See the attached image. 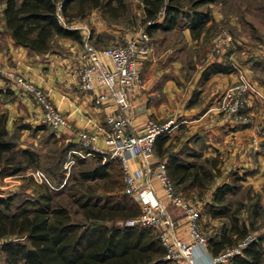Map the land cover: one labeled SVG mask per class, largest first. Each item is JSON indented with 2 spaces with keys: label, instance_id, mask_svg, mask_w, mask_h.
Returning a JSON list of instances; mask_svg holds the SVG:
<instances>
[{
  "label": "trees",
  "instance_id": "1",
  "mask_svg": "<svg viewBox=\"0 0 264 264\" xmlns=\"http://www.w3.org/2000/svg\"><path fill=\"white\" fill-rule=\"evenodd\" d=\"M184 1L142 0L145 30L150 35L156 30L167 31L179 26L184 17L183 27L189 28L192 37L202 36L194 50L204 53L212 45V34L209 37L207 32L215 28L217 21L210 6H200L217 0H186L187 7ZM124 7L123 0H0V34L5 31L15 43L42 53L51 47L54 35L81 40L80 29L70 26L75 17H84L92 8L117 16L122 12L119 8ZM253 7L258 14L264 13V2ZM234 47L229 45L222 60L207 63L201 78L233 71L235 65L228 56ZM5 122L6 116L0 112V175L41 167L61 184L66 176L63 161L69 149L90 150L74 140L44 152L19 146L15 136L18 129L44 130L47 124L31 126L16 121L9 132ZM54 134L50 130L43 141L48 142ZM169 137V132L157 134L153 152L164 161L176 191L186 198L191 193L203 198L221 173L220 156L203 155L202 147L196 148L188 141L171 148ZM69 155L74 157L70 167H79L70 175L71 182L65 189L43 182L33 196L18 201H14L15 193L11 190L0 196V264H173L174 260L164 257L165 247L156 227L126 223L141 212V205L124 190L119 160L111 157L101 160L94 151L84 156ZM87 158L93 162L83 166ZM24 176L34 181L30 175ZM242 177L234 171L228 181L216 184L211 190V200L205 201L203 211L200 210L199 219L202 212L227 218L216 232L207 236L208 250L213 255L238 245L250 233V226L239 217L240 206L231 208L228 198L241 188ZM60 193L65 195L58 196ZM258 199L255 195L250 206L259 207ZM211 264H264V231L251 236L239 252Z\"/></svg>",
  "mask_w": 264,
  "mask_h": 264
},
{
  "label": "crops",
  "instance_id": "2",
  "mask_svg": "<svg viewBox=\"0 0 264 264\" xmlns=\"http://www.w3.org/2000/svg\"><path fill=\"white\" fill-rule=\"evenodd\" d=\"M258 18L264 24V13L259 14ZM213 19L217 22L228 20L234 28L230 44L235 47L228 58L234 63L235 69L230 72H215L202 79L201 71L204 66L213 60L225 58V51L230 44L220 52H211L209 49L204 53L203 50L197 53L194 49L199 45L202 36L200 39L193 38L188 27L176 26L167 31L160 30L163 33L179 30L181 39L173 40L176 45L175 53L169 46L166 51H160L162 58L158 61L156 50L160 43L154 40L156 48L152 45L153 52L142 58L140 69L146 86L131 95L134 116L130 130L136 133L142 131L146 120L153 116L163 118L164 121L174 119L176 125L169 132V140L178 127L183 125V142L188 141L192 146L198 144L202 147L203 155L220 156L221 173L215 178L217 180L213 188L218 183L228 181L231 173L238 171L243 175V185L260 190L264 187V98L249 94L244 111L250 116V120L246 122L225 116L217 105L224 90L238 81L240 71L255 81L264 93V30L251 22L256 32L245 37L239 33L243 21L241 18L232 16L228 19V16L218 12ZM89 20H92L95 27L88 34V39L92 41L103 28L100 27V20H95L94 16ZM79 29L80 41L54 35L51 38V47L42 53L15 43L8 33L2 31L0 112L6 116L5 126L9 132L16 121L31 126L40 123L38 105L6 74L8 69L13 68L43 87L54 105L65 115L67 125L57 128L55 134L61 135L65 141H76L77 130L84 128L95 132L96 144L103 145L102 130L106 127L103 114L108 107L94 104L92 93L80 89L77 84V62L84 34ZM107 33L110 35V31ZM153 33L151 40L154 38ZM165 40L164 38L161 42ZM240 41L245 42L242 48ZM41 131L43 130L24 127L18 129L15 132L19 133L18 145L33 147L32 144L36 143V137ZM154 157H157L155 153L153 159ZM130 164L133 168L139 167L140 159L132 157ZM151 179L155 190L160 194V182L154 177ZM163 199L167 198L163 196ZM169 209L175 218L177 234L187 238L186 217L176 206L169 204ZM207 255L206 252L198 251L197 263L203 264Z\"/></svg>",
  "mask_w": 264,
  "mask_h": 264
},
{
  "label": "built area",
  "instance_id": "3",
  "mask_svg": "<svg viewBox=\"0 0 264 264\" xmlns=\"http://www.w3.org/2000/svg\"><path fill=\"white\" fill-rule=\"evenodd\" d=\"M58 18L61 16L57 14ZM70 26H85L71 23ZM82 29V30H84ZM233 37L226 29L213 34L211 52H220L230 44ZM153 52L151 35L140 30L131 35L123 43L96 47L88 39L85 30L81 42V51L77 62V84L80 89L92 93V101L96 105L108 107L103 114L105 128L102 130L103 145L96 144V133L84 128L76 132V141L90 150L81 148L69 149L63 161L65 175L68 173L74 157L84 156L94 151L101 157L116 158L122 166L124 190L136 197L141 205V212L126 220L128 224L141 223L156 227L165 247V258L177 260L180 264H198L197 252H206L207 260L203 264H211L215 260H226L233 252H239L240 246L249 239L248 234L238 245L226 248L223 252L213 255L209 253L207 236L200 228V209L182 193L175 190L173 182L167 174L165 163L153 159V142L157 134L170 132L176 121L167 119L158 121L148 118L140 132H132L130 126L134 116L131 95L138 89H144L145 79L142 76L140 63L144 56ZM214 54V53H213ZM6 74L38 105L39 120L52 129L67 125L65 115L54 105L48 92L13 68ZM264 98L259 85L240 71L238 81L228 86L222 93L217 108L225 116H232L237 121L246 122L250 116L244 111L249 101V94ZM140 159L141 165L133 168L130 158ZM23 175H30L34 181L49 184L48 178L40 168H27L14 174L0 175V196L7 194L18 185ZM151 177L158 179L162 186L159 194L155 190ZM142 179V182L140 180ZM165 196L167 199H163ZM169 204L176 206L186 217L187 238L177 234L175 218L171 214ZM202 250V251H201Z\"/></svg>",
  "mask_w": 264,
  "mask_h": 264
},
{
  "label": "rangeland",
  "instance_id": "4",
  "mask_svg": "<svg viewBox=\"0 0 264 264\" xmlns=\"http://www.w3.org/2000/svg\"><path fill=\"white\" fill-rule=\"evenodd\" d=\"M114 2V1H112ZM125 7L119 8L122 10L117 16H110L105 12L100 11L97 8H92L84 17L79 18L75 17L72 23L80 24L86 27L85 30L87 33H91L95 30V27H93L94 23L92 20L90 21L89 18L91 16H94V19L100 20V27L103 28L101 33H96L95 39L90 41L92 44L97 46H107L111 44L116 43H123L126 41L127 38H129L131 35L137 33L140 30H145L144 26V18H143V6H142V0H123ZM258 2H264V0H217L213 3H207L203 4L200 7L205 8L207 6H210L212 14L220 12L223 13L224 16H228V19L232 18V16H237L238 18H241L242 24H241V30H239V33L242 34V36L247 37L248 34H255V26L252 25L251 22H253L259 29L264 30V24L260 22L259 20V14L256 10H254L253 5ZM115 3V2H114ZM249 5V6H248ZM184 6L187 7L186 0L184 1ZM250 20L247 21V20ZM185 18L183 17L181 19V23L179 26L184 25ZM178 27V26H177ZM221 29H226L229 33H234V28L232 25L229 24L228 20L225 22H217V25L215 28L211 29L209 32H207V35L209 37ZM110 31V35H108L107 32ZM105 33V34H104ZM162 34H166L162 35ZM181 32L179 30H176L172 33H163V31H156L153 33L154 38L151 40V45L154 44V40L158 41L160 45L157 47V54L158 58L157 61L162 58L160 57V51L167 50V47H171L173 52L175 53V44L173 43L174 39H181ZM166 39L163 43L161 41ZM183 42V41H182ZM241 42V48L245 45V42ZM158 43V44H159ZM156 46V45H155ZM154 46V47H155ZM212 47V45H211ZM156 48V47H155ZM144 77V75H143ZM152 118H155L158 121H164L163 118H157L153 116ZM41 122V121H40ZM180 128V129H179ZM182 128V129H181ZM52 130L51 127L46 125V128L41 131L40 135L36 137V143L32 144L33 147L40 150V152H44L48 150L52 146H58L64 142H66L61 135L54 134L48 142H44V136ZM56 130V129H55ZM53 129V131H55ZM14 132V131H13ZM183 125L182 127H178V130L175 131V134L171 137L170 143L171 148H178L183 142V138L181 136L183 135ZM17 138V142H19V133L15 134ZM196 148L199 147L198 144L193 145ZM157 156V155H156ZM155 160H161L159 157H154ZM93 162L92 158L86 159V164L83 166H88ZM32 167V166H30ZM78 165H75L73 167H70L68 170V173L65 177H63L61 184H58L57 181L52 180V178L41 168V167H35L40 168L44 171L45 175L48 178L49 184L53 186L56 189H65V187L71 182V179L69 178L71 174L75 172V170L78 168ZM215 179L213 183L211 184L210 188L207 190L205 196L203 198L199 197L198 195L191 193L190 196H187V198L201 211H203L204 208V202L211 200V190L213 189V185L216 183ZM43 182H37L32 181L29 179H26V177L23 175L20 178V182L18 185L14 186L10 192L15 193L14 201L21 200L23 198H27L29 196H33L35 193V190L39 189L40 184ZM249 187L247 185H242L239 190L231 195H228L229 200L231 201V208H236L240 206L239 210V217L241 220H244L247 222L248 226H250V236H255L259 233H262L264 231V187L260 190H255L254 188H249L250 196L247 195ZM8 191V192H9ZM210 192V193H209ZM65 193H60L58 196H64ZM255 195H258L259 199V207L250 206L251 200L255 198ZM134 198H136L134 195H132ZM206 198V199H205ZM247 198V199H246ZM243 200V201H239ZM226 217H211L207 214H204L202 212L201 217L199 219L200 228L205 236H208L209 234H212L216 232L220 225L223 222H226ZM173 264H180L179 261L174 260Z\"/></svg>",
  "mask_w": 264,
  "mask_h": 264
}]
</instances>
